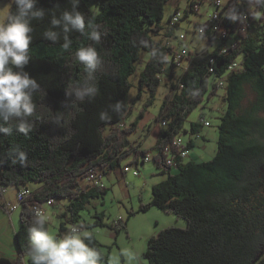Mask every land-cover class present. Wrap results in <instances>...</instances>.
<instances>
[{"label": "trees", "instance_id": "16d2710c", "mask_svg": "<svg viewBox=\"0 0 264 264\" xmlns=\"http://www.w3.org/2000/svg\"><path fill=\"white\" fill-rule=\"evenodd\" d=\"M198 1L204 0H190L192 12ZM95 2L98 12L89 7L87 0H80L78 10L100 25V40L93 41L72 31L68 33L70 46L65 49L62 32L55 44L46 40L43 33L51 27L53 12L59 16L64 10H71L70 0H38L37 7L44 9L46 16L41 21H32L31 58L23 71L40 84V89L33 96L36 108L28 117L29 132L14 130L8 136L0 134V187L19 189L30 183L42 187L32 190L34 196L29 204H22L21 225L15 233L16 259L0 257V264H31L27 228L34 202L68 200L62 218L77 223L91 200L106 196L104 186L82 187L81 182L91 172L108 175L131 154L133 146L128 136L136 131L139 122L127 128L121 126L130 109L129 79L136 64L142 62L143 52L150 57L139 84L141 90L147 88L151 93L148 104L154 103L161 74L168 65L171 90L157 117L158 123L165 121L167 125L160 129L153 149V161L168 177L152 187V202L142 206L141 211L154 206L187 222L186 228L169 227L153 236L145 252L147 261L264 264V118L258 116L264 111V7H253L249 0H240L237 10L249 14L248 24L240 20L226 23L230 33L237 36V44L228 54L219 56L225 44L222 42L214 53L194 58L180 75L177 65L169 61L173 47L154 38L163 30L161 21L167 0ZM15 10L13 3L11 11ZM81 46L95 47L102 60L95 81L99 90L93 98L82 101L66 91L69 84H82L85 80L83 65L75 59ZM241 56L243 61L239 60ZM211 58H217L214 67L219 77L226 75L235 61L241 67L227 75L223 100L228 108L221 117L217 155L211 161L186 162L178 153L190 151L195 142L175 147L173 141L181 136L192 111L218 94L210 72ZM176 81L182 88H176ZM246 85L257 94L249 107L244 106ZM117 102L121 104L119 112L114 111ZM102 113L107 118L101 119ZM199 128L195 123L191 126L195 134ZM17 147L27 154L23 164L14 163V157L9 156ZM169 147L176 153L173 166L166 163L164 151ZM140 153L144 157L150 151H137V155ZM97 217L95 226L105 227L103 215ZM120 222L111 229L117 233L125 229L126 223ZM65 227L63 224L60 231L64 232ZM92 243L107 261L102 244L94 235Z\"/></svg>", "mask_w": 264, "mask_h": 264}, {"label": "rangeland", "instance_id": "374dc122", "mask_svg": "<svg viewBox=\"0 0 264 264\" xmlns=\"http://www.w3.org/2000/svg\"><path fill=\"white\" fill-rule=\"evenodd\" d=\"M223 1L228 4V0ZM95 3V0H87L89 7L98 12V6ZM189 5L190 0H167L164 5V19L161 21L163 30L154 38L168 45V47L178 50L182 44L177 38L183 34L185 36V44L191 49V59L214 53L222 45V40L217 39L213 41L210 37H200L196 33L198 25L208 19V15L213 11V7L202 1L201 6H198V11L192 12ZM12 6V0H0V9L8 7L11 10ZM176 13L180 14L181 20L176 27H171L169 20ZM236 37V35H233L231 39L235 41ZM228 44H231V42H228ZM149 57L148 52L142 53V62L136 64V69L129 79L131 84V90L128 94L130 109L122 124L127 128L133 122H139L136 131L128 137L135 149L141 150L143 148V151H152L157 142L156 132L165 127L157 122V117L164 104L165 96L171 90L168 65V68L165 67V70L161 74L160 86L154 103L152 105L148 104L151 93L147 88L141 90L139 79ZM239 60L243 61V57L241 56ZM184 65L186 63L177 68L178 74L183 72ZM245 91L247 97L244 106L249 107L256 101L257 94L249 85L245 86ZM224 95V86L218 87V94L216 96L210 100L205 99L199 108L193 110L190 114L188 122L184 126V131L180 136L185 144H188L191 140L195 142V146L190 149L189 154L185 157L186 162L211 161L217 155L221 117L228 108L226 102L223 100ZM142 112L143 116L141 117ZM258 116L264 118V111L259 112ZM194 123L200 125L199 132L196 134L191 130V126ZM109 131L110 128H107V132ZM262 141L264 142V139ZM136 156L140 162L138 165L135 163L131 164V161ZM142 157V153L137 155L134 152L122 161L120 167L111 170L108 175L103 176L102 184L107 189L106 196L91 200L87 208L80 213L81 216L77 223L67 222L65 218H62V214L65 212L69 201L52 198L55 204L47 208L53 217L49 224V229L54 234L61 235L68 230L70 225L83 223L101 242L103 252L108 257L107 261L109 264L110 258L116 256L119 249L124 246L134 247L140 252L141 259L139 264H150L145 257L150 239L158 235L161 230L163 231L169 227L186 228L187 222L184 219H178L173 214H166L162 209L154 206L150 207L149 211H141L142 206L150 205L152 202V187L166 181L168 177L163 172V169L158 168L153 160L143 163ZM128 167L130 169L125 172V168ZM135 172L138 173V176L134 175ZM40 185L30 183L28 184V188L35 189ZM91 185L92 183L89 182V178L81 182L82 187H90ZM19 189L7 187V193L3 197V202H11L15 205ZM8 190L16 192L15 197L12 196L9 199V195H7ZM3 202L2 204L0 203V207L5 213L3 214L0 211V257L15 260L18 255L15 233L21 225L20 216L23 205L9 215L6 212V208H3ZM29 202L27 201L28 204ZM131 212L135 213L134 216L130 215ZM97 215H103L105 227L95 226L98 220ZM120 221H123L122 224L126 223V228L117 233L111 227L115 226L116 223L120 225ZM63 224H65L66 230L61 232L60 227Z\"/></svg>", "mask_w": 264, "mask_h": 264}, {"label": "clouds", "instance_id": "9594fccd", "mask_svg": "<svg viewBox=\"0 0 264 264\" xmlns=\"http://www.w3.org/2000/svg\"><path fill=\"white\" fill-rule=\"evenodd\" d=\"M12 2L16 6L14 12L8 7L0 9V134L4 136L11 135L14 130L27 134L31 128L28 117L35 111L33 96L40 89V84L30 78L23 67L31 58L29 45L33 38L32 21H41L46 16L45 10L37 7L38 0ZM70 3L71 10H64L59 16L52 13L51 27L44 31L43 37L55 44L62 32L65 49L70 46L68 33L72 31L99 41L100 25L78 10L80 0H70ZM249 3L253 7H264V0H249ZM239 16L237 12H232L230 18L238 20ZM153 55H156L155 50ZM75 59L83 65L86 77L82 84H69L67 94L81 101L93 98L99 90L95 81L102 60L92 46L79 47ZM13 68L20 71H14ZM120 110L121 104L117 102L114 111ZM105 118L106 114L102 113L101 119ZM9 156L14 157V163L23 164L27 159L26 152L19 147L13 149ZM52 219L45 209L32 210L27 228V254L31 264H109L93 245V234L83 223L70 225L66 232L56 235L49 229ZM140 259L141 254L136 248L124 246L116 256L110 258V264H139Z\"/></svg>", "mask_w": 264, "mask_h": 264}, {"label": "built area", "instance_id": "2783aa9c", "mask_svg": "<svg viewBox=\"0 0 264 264\" xmlns=\"http://www.w3.org/2000/svg\"><path fill=\"white\" fill-rule=\"evenodd\" d=\"M203 2H206L209 5H211L213 7V11L208 15V19L205 22L198 25L196 33H198L200 37H210L211 39H213V41L217 39L222 40V42L225 41V44L222 47V49L218 52V55L222 56V55L228 54V51L230 50V48L234 47L237 44V39L235 41L231 39V36L235 34L230 33L229 28L226 25V23H228V21L236 22L238 20H240L243 23H248L249 14L247 12H244V11L239 12L237 10V7H238L237 4L240 3V0H228V4L225 3L223 0H204ZM201 3L202 2L200 1L197 2V5H195V11H198L199 9L198 6H201ZM232 12H237V14H240L238 20H232L230 18ZM180 20H181L180 14L176 13L175 16L172 17L171 20L169 21V24L171 27H176L179 24ZM177 39L178 41H180L182 46L178 50H175L173 48V52L170 55L169 61H170V64H176L177 68L179 66H182L183 63H186V65H184V68H183V72H184L188 68V66L190 65L191 61L194 58L192 59L190 58L191 49L189 48L188 45L185 44V36L182 34ZM228 42H231V44H228ZM210 61L212 64L210 66V72L212 73V77H214L213 82L217 86L218 81H219V76L216 73V68L214 67L217 61V58H211ZM239 67H241V63H234L232 67H229L230 73H232ZM180 75H178V77ZM176 88H179V89L182 88V85L180 84L179 81H176ZM161 125L166 127L167 123L163 121ZM121 127L124 128L123 125ZM177 142L184 143L183 139L180 136H177L176 139L173 141V146L176 147ZM185 146L186 144L184 143V147ZM164 152L166 155L167 165L173 166L176 153H174L172 148L170 147L167 148ZM188 154H189V151H186V150H184L183 154L178 153L179 157L183 159H185V157ZM154 156L155 154L148 153L143 157L142 162L143 163L148 162V161L150 162L151 160H154ZM128 169L130 168L129 167L125 168V172H127ZM134 175L138 176V173L135 172ZM88 178H89V182L92 183V185L103 187V184H102L103 176L91 172ZM6 193H7V187H0V203L1 204L3 202V197ZM33 196H34V193L32 190H30L28 187H21L17 192L15 205H13V203L11 202H5V203L3 202V208L4 209L6 208V212L9 213V215H11L12 212L19 209V206L22 202H27V201L29 202L33 200ZM54 204L55 203L34 202L33 207L47 210V208L52 207Z\"/></svg>", "mask_w": 264, "mask_h": 264}, {"label": "crops", "instance_id": "0c3cea01", "mask_svg": "<svg viewBox=\"0 0 264 264\" xmlns=\"http://www.w3.org/2000/svg\"><path fill=\"white\" fill-rule=\"evenodd\" d=\"M134 123V122H133ZM159 134H160V130L158 131V132H156V136H157V139H159ZM154 149V148H153ZM152 149V151H150V153L151 154H154L155 152V150H153ZM137 151H143V148H141V150L140 149H135V147H133V149H132V151H131V154H133L134 152L135 153H137ZM146 151H148V150H146ZM130 154V155H131ZM130 155H128V156H130ZM140 161H139V159L137 158V156L135 157V159H133L132 161H131V164H133V163H135L136 165H138V163H139ZM104 186V185H103ZM27 187H29V186H27ZM42 187V184L40 185V186H38V188H35V189H30V190H33V191H38L40 188ZM7 195H9V199H11V197L13 196V197H15V195H16V192H11L10 190H8V194ZM0 211H1V213H3V214H5L3 211H2V208L0 207Z\"/></svg>", "mask_w": 264, "mask_h": 264}, {"label": "bare ground", "instance_id": "6f19581e", "mask_svg": "<svg viewBox=\"0 0 264 264\" xmlns=\"http://www.w3.org/2000/svg\"><path fill=\"white\" fill-rule=\"evenodd\" d=\"M242 24H248V23H243V22H241ZM244 25H242V28H243V26ZM240 36V35H239ZM237 41H238V38H237ZM235 63H240L239 61H235ZM229 67H232V65L231 66H229ZM229 74H230V68H228V70H227V74L225 75H223L222 77H219V81H218V85H217V87H222V86H225V84H226V82H227V75L229 76ZM182 145H183V143H180V142H177V145L176 146H180V147H182ZM51 202H53L52 200H51ZM24 202H22L21 204H20V206L23 204ZM19 206V207H20Z\"/></svg>", "mask_w": 264, "mask_h": 264}]
</instances>
